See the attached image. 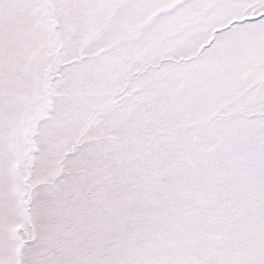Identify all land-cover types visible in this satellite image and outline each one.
Returning <instances> with one entry per match:
<instances>
[{"label":"snow or ice","instance_id":"6c2138e0","mask_svg":"<svg viewBox=\"0 0 264 264\" xmlns=\"http://www.w3.org/2000/svg\"><path fill=\"white\" fill-rule=\"evenodd\" d=\"M0 264H264V0H0Z\"/></svg>","mask_w":264,"mask_h":264}]
</instances>
